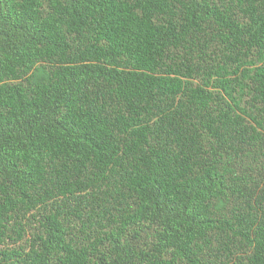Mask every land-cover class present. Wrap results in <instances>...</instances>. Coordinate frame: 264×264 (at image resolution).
<instances>
[{
	"label": "trees",
	"instance_id": "trees-1",
	"mask_svg": "<svg viewBox=\"0 0 264 264\" xmlns=\"http://www.w3.org/2000/svg\"><path fill=\"white\" fill-rule=\"evenodd\" d=\"M0 264H264V0H0Z\"/></svg>",
	"mask_w": 264,
	"mask_h": 264
}]
</instances>
